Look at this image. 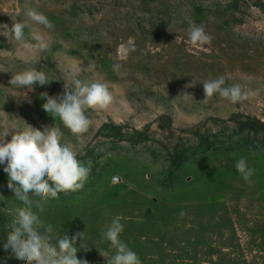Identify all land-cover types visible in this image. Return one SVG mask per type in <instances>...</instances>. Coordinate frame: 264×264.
<instances>
[{
    "label": "rangeland",
    "instance_id": "rangeland-1",
    "mask_svg": "<svg viewBox=\"0 0 264 264\" xmlns=\"http://www.w3.org/2000/svg\"><path fill=\"white\" fill-rule=\"evenodd\" d=\"M29 10L53 28L35 25ZM17 20L26 39L39 31L49 49L24 50L10 36ZM193 23L209 44L189 43ZM36 61L53 81L34 86L28 103L8 82ZM221 76L255 95L203 100L202 83ZM74 78L104 82L113 96L86 112L82 134L48 116L39 95L61 96ZM55 123L91 172L41 216L56 235L89 240L78 259L105 264L100 234L118 216L120 238L142 264H264V0H0V129ZM241 157L254 169L248 181L234 168ZM21 206L0 169V242ZM0 261L19 264L2 249Z\"/></svg>",
    "mask_w": 264,
    "mask_h": 264
},
{
    "label": "clouds",
    "instance_id": "clouds-1",
    "mask_svg": "<svg viewBox=\"0 0 264 264\" xmlns=\"http://www.w3.org/2000/svg\"><path fill=\"white\" fill-rule=\"evenodd\" d=\"M27 16L35 25L49 30L53 28L42 13L29 10ZM26 27L22 20L12 23L9 28L11 38L29 53L46 52L50 44L45 36L33 30L29 41L25 35ZM187 37L189 43L197 47L209 44L212 39L203 25L195 23L188 27ZM37 63L33 62L30 67L10 76L8 83L16 91L17 99L31 103L28 93L34 91V86H45L53 81L48 74L35 67ZM120 67L119 63L112 65L113 71H119ZM79 71L80 68H77L76 72ZM66 84L61 96L40 93L44 101L41 108L70 133L82 134L91 124L86 112L106 108L112 103L113 96L104 82L84 84L74 78L71 84ZM202 87L203 100L218 95L236 103L255 95L254 92H242L238 85L226 86L222 76L206 80ZM9 135L10 139H6ZM63 137L64 132L56 123L42 130L27 124L23 130L14 126L0 129V169L7 174V188L12 197L22 205L16 208L15 217L0 242V249L19 264H88L87 260L77 258V253L87 252L91 244L82 232L71 237L64 232L56 235L53 226L45 224L41 216L46 201L57 199L61 192L81 190L91 172L90 166H85L78 159L82 150L63 142ZM234 168L245 181L254 173L243 157L235 161ZM123 230L124 224L117 216L101 232L102 240L109 245L105 264H142L137 253L120 238ZM0 264H6V261H0Z\"/></svg>",
    "mask_w": 264,
    "mask_h": 264
}]
</instances>
